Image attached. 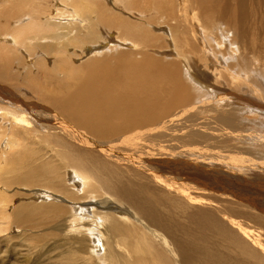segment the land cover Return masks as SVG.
I'll return each instance as SVG.
<instances>
[{"label": "bare ground", "instance_id": "bare-ground-1", "mask_svg": "<svg viewBox=\"0 0 264 264\" xmlns=\"http://www.w3.org/2000/svg\"><path fill=\"white\" fill-rule=\"evenodd\" d=\"M45 1L0 6L2 49L56 58L0 64V200L43 201L12 205L17 222L58 238L54 264H264L263 181L248 178L264 176V145L224 149L214 134L264 110V0H61L54 16Z\"/></svg>", "mask_w": 264, "mask_h": 264}, {"label": "rangeland", "instance_id": "rangeland-1", "mask_svg": "<svg viewBox=\"0 0 264 264\" xmlns=\"http://www.w3.org/2000/svg\"><path fill=\"white\" fill-rule=\"evenodd\" d=\"M14 1H16V0H0V6L1 5H5L6 7H8V6L11 7V4ZM60 1L61 0H46L45 1L46 3L44 5V8L48 11V13L51 16H54L55 15L54 12L56 11L57 5L60 3ZM100 3H103V1H100ZM60 7L62 9H64V7L62 5H60ZM25 19H27V17H24V20ZM13 23H15V20H9L8 21V25H10L11 27H12V25H14ZM6 43H5V41H3V43L0 42V52H1L2 56H4V58H2V56H0V58H1L0 64H1V66L3 68H5V67H8L6 65L10 61V66H11L10 68H11V71L12 72H18V73L21 72V74H23V72H25V70H26L25 66L28 67V68L34 67L35 64L37 63V60H39V59L43 60L46 68L48 67L49 69L51 68V65H53L56 62V58L53 57V58L47 59V57H45L44 54L38 53V52H36L35 55H33V53H31V54H29V55L26 56L22 52H20L21 53L20 54L17 50L11 49V50L14 51V53H11L12 51L9 49V47H8V49H6V48L5 49L4 48L2 49L1 46H6V45L7 46H10V45H8ZM39 43H40V45L50 44V43H52V41L51 42H49V41L48 42H39ZM39 43H37L36 45L39 46ZM34 48H35V46H34ZM66 52L68 54H73L75 51H73L70 47H68V48H66ZM10 53L13 54V56H12L13 58H11V59L8 60L7 59V54H10ZM86 54H89V52H87ZM86 54H83V55L78 56L76 58L73 57L72 55H70V60H69L70 64L72 66H74V67H77V66H80L82 63L86 62L88 59L93 58V57L87 58V55ZM157 55H158V53H157ZM31 71H32L31 74L35 76V74L37 72L36 67L35 68H32ZM0 83H1V81H0ZM0 85L2 87V90H0V106H1V104H2L1 103V99H3V97H4L3 95H5V97H6L7 96V91H9L11 89H9V85H7V84H0ZM3 86H4L5 89L3 88ZM12 93L14 95H16L17 98H22L25 101H29V103L31 102L30 99L31 100H34V97L33 98H30L29 95H28V92H25V90L16 89V91H13L12 90ZM218 94H220V92ZM249 97L253 99V102L254 101H258V99L255 96H253V95H249ZM5 99H7V98H5ZM8 102H12V99L11 100L9 99ZM22 102H23V100H22ZM32 105H34L36 108H38L40 106L39 104H37V101H35V103L32 102ZM263 105H264V102H263ZM258 106L259 107H257V109L259 111H256L257 112L256 114L251 113V115H250L247 112H245V113L242 114V116H240V119H239L238 122H240V123L242 121L244 122V123L242 122L244 124V125L242 124L243 125L242 128H238V129H228V128H225V127H223V126H221L219 124H216V127H214V134L218 137L216 141H218L220 139V137L223 138V139L220 140V142H217L216 144L217 145H222L220 147H223L224 149H227V148H238L237 146H240L243 143L249 144V145H247L248 147L247 146L246 147L247 148H250V149H253V150H258L257 148H259V147L261 148V146L264 145V116H263L264 115V110L261 109L260 105H258ZM42 107H44V108L42 109ZM42 107H40V111H43L44 110L46 112H50V110L48 109V107L46 108V106H44V105H42ZM31 111H33V110H31ZM26 112H28V111H26ZM36 114H37V112H36ZM39 117H40V115H39ZM1 121L2 120H0V132L2 130L5 131V132H7V134H6V136H7L8 133H9L8 131L10 130L9 127L11 126V124H10L11 119H9V121H5L3 124H1ZM44 123H45V120L41 124H44ZM39 127L40 128H39V133L38 134H42V132H43L42 126L39 125ZM7 128H8V130H7ZM35 137H33V136H27V139L30 140L31 142H33L34 139H35ZM6 140H7V138L5 137L0 142V156H3V154H5V152H7L6 147L8 146V144L5 145ZM258 143H260V145ZM26 144H30V142H28ZM188 144L189 143H187V145ZM191 145H194L195 147L200 146V145H197V144H191ZM204 145L205 144L201 145V147L204 146ZM168 146L175 147L176 146V142H172L170 145L168 143ZM256 146H258V147H256ZM25 147H27V146H25ZM19 148H17V149H19ZM193 148L194 147L192 146L191 149H193ZM187 151L188 150H186V148H185V150L182 151V153L181 152L180 153L177 152V154L179 156H181V157H185V156L187 157V155H186L187 154ZM218 153H219L218 154L219 156H225L224 152H222V151H218ZM181 154H183L184 156L181 155ZM233 154L236 156L235 153H233ZM197 155H196V158H199V159H202L203 160V158H204L203 156L204 155L201 156L199 152H198ZM199 155L201 157H203V158H201ZM195 162H201V161H195ZM202 164H203V162H202ZM7 165H9V163L8 164H2L0 162V176L7 169ZM201 165H199V166H201ZM65 172H66V170H64V171L61 170L60 173L63 174ZM69 172H71V171L69 170ZM243 172L245 173L244 170H243ZM248 173L249 174H252L250 177H248L249 180L251 178H254V177L256 178L257 175L260 177L259 178L260 180H258V183L263 181L262 182L263 184H261V183L260 184L262 186L261 192L264 191V189H263V187H264V176H262V178H261V175L258 174L259 172L256 173L255 170L254 171L253 170H250ZM181 176L184 177V178H186L188 176V173L186 171H184ZM251 182H254V181H251ZM255 182H257V181H255ZM65 183H66V180H65ZM71 184H73V183L71 181H69V184L68 185H71ZM0 190H1V188H0ZM9 190H13L15 192L17 190V188L12 187ZM25 191H27V190L25 189ZM25 191L19 192V194H22L21 196H23V198H21V199H18L19 197L18 198H15L16 196L13 197V195L8 198V196L11 193L10 194L5 193L4 195H1V196H3V198L0 200V212H1L0 214H2V213L4 214L5 221L7 222V224L1 230V231H4V232H1L0 231V264H24L25 261H27L26 262L27 264H46V262H48V261L49 262L51 261V264H54V259H55L54 256L56 254H55V252L54 253H52V252L51 253H48V251H49V248H51V245L53 244V242L54 243L58 242V238L56 239L54 236H51V235H48L49 238L47 236L45 237V234L46 235L48 234L47 233V230L48 229L46 227H43L42 226L43 228L42 227H40V228H37V227L36 228H33V226L26 219L25 220L22 219L18 223L17 222V219L14 216V212H12L13 210H15V209H13V206L14 205L20 206V205L24 204V206H22V207H28V206H35L36 205L35 203H37V202H38L37 204H39V202H43L42 200H40V198L42 199V196H40L39 198L37 196L33 198L32 196L27 195V193H24ZM200 193L202 195H204V196L207 194L206 192H203V191L200 192ZM193 197H195V196H193ZM13 198H14V201H12ZM215 198H216V200H219V197H215ZM34 201H36V202H34ZM226 201L227 202H233V201H230V200H226ZM15 202H16V204H15ZM32 202L35 205H33ZM44 202H46V201H44ZM27 203L28 204L31 203V204L30 205H27ZM221 205H222V203H221ZM36 206H38V205H36ZM75 213L76 212H74V214ZM7 215H8V217H7ZM0 217L2 218V215H0ZM13 218H14V222H13V220H11ZM25 221H27V222H25ZM18 226H20V227L18 228ZM22 227L24 228L23 230H22ZM25 228L28 229V230H26ZM7 229H9V230L7 231ZM26 232H28V233H26ZM37 237H38V239H37ZM42 237H43V239H42ZM50 238H51V240H50ZM33 239H35V240H33ZM36 240H38V241H36ZM40 240H41L42 243L39 242ZM44 253H46L47 255H45ZM44 259H46V260L44 262H42V260H44ZM38 262H40V263H38Z\"/></svg>", "mask_w": 264, "mask_h": 264}]
</instances>
